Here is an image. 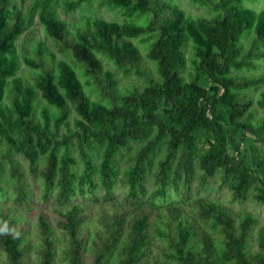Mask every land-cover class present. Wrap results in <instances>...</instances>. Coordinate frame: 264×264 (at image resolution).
<instances>
[{
  "label": "trees",
  "instance_id": "trees-1",
  "mask_svg": "<svg viewBox=\"0 0 264 264\" xmlns=\"http://www.w3.org/2000/svg\"><path fill=\"white\" fill-rule=\"evenodd\" d=\"M96 1L122 21L69 24L56 8L70 12ZM192 2L212 13L192 16L161 0H32L24 13L14 0H0V195L6 185L13 193L11 205H0L5 264H31V224L20 210L31 207L33 192L16 154L41 180L42 198L69 204L56 211L54 224L37 212L36 264H57L56 229L65 237L60 264H264V225L250 211L190 194L197 159L199 188L221 170L231 202L255 188L264 205V115L255 114L249 99L259 88L254 103L264 113V3ZM36 15L55 51L37 41L32 55L21 53L17 40ZM141 16L144 23L134 21ZM101 57L139 84L120 86ZM23 65L40 71L26 78ZM71 109L75 129L58 139ZM130 142L138 145L118 203L112 200L117 155ZM160 144L148 190L146 171ZM97 147L95 163L86 148ZM39 161L45 166L38 168ZM98 187L111 205L98 203L92 217L87 205L72 200L77 192L97 198ZM170 188L181 192L188 210L168 201ZM145 198L153 206L138 205Z\"/></svg>",
  "mask_w": 264,
  "mask_h": 264
},
{
  "label": "rangeland",
  "instance_id": "rangeland-1",
  "mask_svg": "<svg viewBox=\"0 0 264 264\" xmlns=\"http://www.w3.org/2000/svg\"><path fill=\"white\" fill-rule=\"evenodd\" d=\"M162 2H167L169 4H175L179 5L187 14L192 15V16H197V15H206L209 16L212 12L208 7L205 6H199L198 4H195L192 2V0H161ZM14 3L16 6L20 7L24 13L28 11L32 4V0H14ZM264 3V0H263ZM57 12L58 15L61 19L65 20L67 23L71 24L72 22H79L84 23L85 20L88 18H94V17H100L108 21H116V22H121L122 21V16L119 14L117 10H110L107 7H99L97 1L94 2L91 5L88 4H81L79 7H77L75 10L66 12L64 9L61 7L59 3L56 4ZM134 21L139 22V23H144L146 21V16H141L139 18L134 19ZM78 24V23H77ZM37 41H41L44 44L47 45V47L50 50L55 51L53 42L51 41L50 38H48L44 31L43 28L38 20L37 15L34 17L33 23L29 29H27L22 35L17 40V45L19 52L25 53L28 55L33 54V46L36 44ZM140 49H145L144 45H139ZM143 53L145 54V51L143 50ZM57 57H61L59 53L56 54ZM146 62L150 65L153 66V62L145 56ZM101 61L103 62L104 67L109 69L111 73L114 75V77L118 80L120 86H127L131 83H137L139 84V80L134 76V75H123L119 70H117L114 66L111 65L109 61H107L105 58L101 57ZM40 69H34L31 70L26 66H22V68L19 70V73L21 75L25 76L26 78H31L32 75L35 73L38 74ZM264 73V68L261 71ZM78 75L81 79V72H78ZM259 88L257 90H254L252 92H249V99L251 101V105L253 106L255 110V114L257 116H262L264 115L263 111L256 106L254 103V100L258 96L259 93ZM76 117V112L74 109H71L70 115H69V121L68 125H62L59 130V137L58 139H61L62 136H65L69 130H74L75 125H74V118ZM77 140L75 137H71V140L69 142V148L71 151V154L78 159L79 158V152L77 149ZM137 142H130V145L128 147H123L120 151V153L117 155V163H118V168H119V174L116 179V185H115V190H114V197L113 201L118 202V203H123L126 197V191H127V183L125 180V177L123 175V171L127 169V167L131 164V159L130 155L133 152V149L135 146H137ZM257 146L259 145L258 143L256 144ZM3 147L2 141L0 139V149ZM206 147V144L203 142L198 143L197 145V151L201 152L203 149ZM86 150L90 153L91 157L93 158L95 163H98L100 160V155H99V147L96 148H86ZM163 151V145H159L155 152L152 154V167L147 169L146 171V178H145V184L148 190H151L154 188L155 184L153 182V177L152 173L154 171V166H155V160L156 157ZM15 159L20 163L22 169L25 171V175L27 178V181L31 187V190L33 192V201L32 205L29 208H23L20 211L23 212L26 216V218L29 220L31 224V230H30V239L32 242L31 245V250H30V260L31 264H36V255H35V247L37 244V238L35 236V218L37 215L38 211H43L45 212L51 222L54 224V220L57 217V210L64 209L69 206V204L60 206L58 205L52 197H48V199L42 198V192L43 190L41 189V180L37 177L34 176V174L31 172L28 160L25 156L22 154H16ZM44 157V156H43ZM42 157V158H43ZM45 162L44 161H39L38 162V168L44 167ZM80 164H78L77 169H80ZM202 171L199 168L198 161L197 159L194 161V175L193 179L191 182V191L190 194L191 196H200L204 198H212V199H218L222 201L225 204H228L235 210H242L246 209L250 211L259 221V224L264 225V205L262 202L257 200L254 197L255 188H250L249 192L247 194L246 200L240 202V201H234L231 202V189L229 187V182H223L222 181V174L223 172L221 170H218L212 177H208L206 184L204 187L199 188V177L201 175ZM182 176L183 173H181V178L178 179L179 183H182ZM97 198H93L90 194L84 192L80 193L77 192V195L73 198V202H79L83 203L88 206V210L90 211L92 217L94 216V211L98 205V203H102L106 207H109L111 205V201L106 197L105 191L101 188L98 187L97 189ZM169 202H178L186 207L188 210V207L186 206V201L183 200L181 192L174 193L173 189H169ZM13 197V193L11 189L6 185L5 188V195L1 196L0 195V205L1 204H6V205H11V199ZM162 202V201H160ZM138 205H152L150 204L149 200L146 198L141 200ZM92 221V219H91ZM56 237H57V250H56V258H57V264H60L61 261L63 260L61 248L65 244V237L61 231L56 229ZM155 244H159L158 242ZM254 248L256 249L257 246L254 244ZM153 255L157 254V249L153 248ZM0 264H5L3 262V255L0 252Z\"/></svg>",
  "mask_w": 264,
  "mask_h": 264
}]
</instances>
